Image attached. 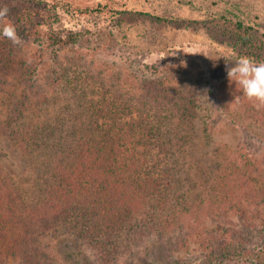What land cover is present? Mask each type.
Segmentation results:
<instances>
[{"label":"rangeland","instance_id":"1","mask_svg":"<svg viewBox=\"0 0 264 264\" xmlns=\"http://www.w3.org/2000/svg\"><path fill=\"white\" fill-rule=\"evenodd\" d=\"M5 6L9 13L0 30L12 23L22 43L0 36V160L17 146L13 132L26 124L36 128L49 120L66 133L73 114L83 111V98L118 97L147 100L158 110L160 104L175 116L172 129L177 104L196 102L195 129L200 132L205 120L211 155L221 154L207 171L228 175V168L237 175L217 194L223 201L218 212L220 205L212 211L209 203L214 196L203 192L208 202L195 204L196 215H185L192 231L174 225L116 263L103 261L63 231L42 240L47 261L264 264V108L257 109L227 75L242 56L264 62L246 55L235 30L238 22L253 28L264 52V0H0V9ZM71 36L76 41L68 45L53 41ZM193 169L179 174L190 180L185 181L190 193L212 180L204 174L198 179ZM14 180L29 188L33 170L23 166ZM0 264L26 263L1 253Z\"/></svg>","mask_w":264,"mask_h":264},{"label":"trees","instance_id":"2","mask_svg":"<svg viewBox=\"0 0 264 264\" xmlns=\"http://www.w3.org/2000/svg\"><path fill=\"white\" fill-rule=\"evenodd\" d=\"M235 30L246 55L264 61L253 28L238 22ZM71 37L53 41L68 45L76 41ZM84 100L66 133L49 120L13 132L17 146L0 160V254L26 264H51L42 240L64 231L103 261L116 263L154 234L164 236L174 225L184 228L185 215H196L195 204L205 203L203 192L214 196L212 211L214 205H220L217 212L222 207L217 194L229 187V176L237 175L228 168V175L207 171L221 154L212 150L217 156L211 155L205 120L200 132L195 129L196 102L177 104L172 129L168 125L175 116L160 104L158 110L147 100ZM23 166L33 170L34 180L25 190L14 180ZM186 168H197L200 180L202 174L212 176L211 182L190 193L189 179L179 175Z\"/></svg>","mask_w":264,"mask_h":264},{"label":"clouds","instance_id":"3","mask_svg":"<svg viewBox=\"0 0 264 264\" xmlns=\"http://www.w3.org/2000/svg\"><path fill=\"white\" fill-rule=\"evenodd\" d=\"M7 6L0 9V22L8 16ZM0 36L11 41L14 45L22 43L16 27L12 23L4 24ZM230 82L237 85L243 96L253 102L257 109L264 108V62H256L252 58L242 56L235 61V66L227 69Z\"/></svg>","mask_w":264,"mask_h":264}]
</instances>
